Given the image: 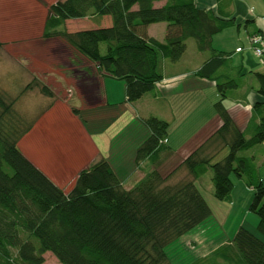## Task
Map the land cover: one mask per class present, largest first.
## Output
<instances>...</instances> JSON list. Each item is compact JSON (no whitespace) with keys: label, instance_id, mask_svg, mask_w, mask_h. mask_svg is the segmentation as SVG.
<instances>
[{"label":"trees","instance_id":"1","mask_svg":"<svg viewBox=\"0 0 264 264\" xmlns=\"http://www.w3.org/2000/svg\"><path fill=\"white\" fill-rule=\"evenodd\" d=\"M155 1L159 0H57L49 6L43 35L51 36L67 19L110 15V26L64 32L63 37L100 71L124 80L129 102L152 91L163 78V60H180L187 40L193 39L199 51L210 52L196 73L216 83L219 99L214 108L221 125L167 174L155 167L127 188L101 157L82 169L65 191L20 149L18 143L34 120L22 116L15 101L0 92V264H43L47 251L62 264H172L166 247L213 215L196 182L208 166L217 200L231 197L232 174L254 189L249 210L259 216L256 229L263 236L241 224L217 253L233 260L232 246L245 264H264V181L254 159L242 154L264 142V71H253L261 95L253 115L260 122L247 137L225 102L228 91L238 87L233 75L221 73L230 53L212 47L213 36L233 18L200 8L195 0H165L160 7L154 6ZM158 22L167 23L163 42L146 30ZM34 86L54 96L37 78L24 91ZM73 112L79 110L74 107ZM143 121L151 134L137 148V162L163 148L170 128L156 116ZM226 147L228 154L212 163ZM181 168L189 177L171 180Z\"/></svg>","mask_w":264,"mask_h":264},{"label":"crops","instance_id":"2","mask_svg":"<svg viewBox=\"0 0 264 264\" xmlns=\"http://www.w3.org/2000/svg\"><path fill=\"white\" fill-rule=\"evenodd\" d=\"M21 1L29 7L27 15L30 16L32 23L28 26L34 29V21L40 20L39 8L36 11L33 2ZM30 2L32 6H29ZM165 2L155 1L154 6L160 7ZM195 2L198 7L213 10L225 19L233 18V22L213 36L212 47L230 53L221 68V73L233 75L238 81V87L228 91L225 102L236 125L245 131L247 137H251L260 122L259 117L253 115V106L261 100L253 71H264V59L255 54L248 38L254 32L264 37V0H195ZM5 4H9V1L1 0L0 12L3 25L7 26L15 15L10 13L9 8L5 12ZM39 28L38 26V30ZM146 30L149 36L163 42L167 23H152ZM41 32L42 29L40 34ZM69 47L65 54L64 66L74 70L73 76L66 74L67 79L73 81V87L67 84L65 86L62 82L55 85L52 106L21 139L22 142L41 129L42 141L46 143L45 152L51 161L24 151L19 145L23 153L65 191L72 187L82 169L89 167L101 157L110 162L123 185L130 188L132 186H127L128 182H130L128 185L134 186L155 167L163 172L166 162L172 157L179 155L185 157L221 125L222 121L214 108V103L219 99L216 83L196 73L210 52L199 51L193 39L187 40L186 51L180 60L177 62L163 60V78L156 82L152 91L134 102L127 100L124 80L100 71L95 63L72 46ZM186 62L192 66H186ZM53 70L63 69L55 65ZM74 107L79 110L78 114L73 112ZM149 116H156L170 125L181 121L178 124V134H182V146L177 144V137L168 134L159 152L137 162L135 159L137 148L151 134V130L143 121ZM61 122L68 127L69 137L60 140L59 143L47 141L45 136L47 127H51L49 131L53 133V128L62 127ZM110 128L112 130L108 132ZM95 135H98L97 138ZM183 146L188 150L185 148L181 151ZM242 154L254 159L264 181V142L254 145ZM205 173H208V169L196 179L197 184ZM210 179L212 180V175ZM239 179L237 182H240L239 186L244 190L241 185L244 181ZM235 184L234 181L232 193ZM245 190L250 201L254 189L245 187ZM247 226L254 230L249 224ZM229 242L223 240L219 245H211L212 241H206L197 245V248L205 251L203 256L219 255L222 258L224 255L218 254L217 249Z\"/></svg>","mask_w":264,"mask_h":264},{"label":"rangeland","instance_id":"3","mask_svg":"<svg viewBox=\"0 0 264 264\" xmlns=\"http://www.w3.org/2000/svg\"><path fill=\"white\" fill-rule=\"evenodd\" d=\"M8 1L9 4H5V12L6 9L9 8L11 10L10 13H13L15 17L12 19V22L6 26L3 25L0 12V92L6 99L14 100L15 109L27 120H34V126L35 123L40 120L41 116L52 106L55 93L53 97H49L42 93L37 86L25 91L24 87L31 82L33 78H37L39 81L48 85L53 92H55L53 89L54 86L59 85L60 82L65 86L67 84L73 87V81L69 78L67 79L66 74L73 76L74 70H69L65 67L66 65L64 66L65 54L68 47L71 46L63 37L64 32L110 26L112 24V18L110 15H106L98 19H68L59 26L56 32H53L51 36H44L43 30L49 13V6L57 0H29L33 2V7L36 11L39 8L38 13H40V20L34 21V29L28 26L32 23V20L29 18L30 16L27 15V13H29V7L23 4L21 0ZM24 1L26 3L28 0ZM31 2L29 6H32ZM38 26L40 27L39 30ZM41 29L42 32L40 34ZM102 50L104 53L106 52L105 43L102 44ZM55 65H59L63 70L52 71ZM185 65L192 66L189 62H186ZM152 106L155 108V105L152 104ZM62 120L65 121L64 119ZM180 122L181 121H176L173 125H170L168 134L175 136V138L177 137V144L182 146V134H178V124H180ZM61 124L62 127L58 128L56 126L53 128V133L49 131L51 127H47V132L45 131L47 141H57L59 143L60 140L67 139V136L69 137L67 131L68 127L66 125L64 126L62 122ZM40 130L41 129H38L31 137H26L21 142V139L24 138L27 132L20 139V143L18 144L24 151H29L34 155L36 154L39 158L51 161L48 154L45 152L46 143L42 141L43 138L40 135ZM111 130L112 128L108 129V132ZM97 136L98 135H95L94 137L97 138ZM185 148L187 147L183 146L181 151ZM228 152V148L222 149L211 162L213 163L221 160ZM188 154L189 153H187V155ZM187 155H185V157ZM185 157H182V155L172 157L166 162L162 173L167 174L170 172L177 167ZM207 169L208 173H205L202 178L198 180V186L201 188L205 198L210 204L213 215L194 228V230H191V232L167 246L166 253L172 264H245L244 260H242L241 253L232 246L229 248V251L234 252L235 257L230 261H225L223 257L221 258L216 255L203 256L205 255V251H200V249L197 248V245H201L206 241H212L211 245H219L223 240L229 242L242 222L249 224L254 228L253 231L257 233L256 228L259 222V216L249 210V204L252 199L248 201L249 194L247 195V190H245V187L248 186L243 184L244 182H241L242 187H244V190H242L241 186H239L240 182H237V176L232 174L231 177L236 182L234 192L227 200H217L214 197V187L210 179L212 169L210 166H208ZM186 177H189L187 169L181 168L171 180L175 181ZM128 184H130V182L127 183V186H133ZM68 188L69 186H67L66 189ZM247 202H249V204ZM43 264L62 263L52 252L47 251L44 253Z\"/></svg>","mask_w":264,"mask_h":264},{"label":"built area","instance_id":"4","mask_svg":"<svg viewBox=\"0 0 264 264\" xmlns=\"http://www.w3.org/2000/svg\"><path fill=\"white\" fill-rule=\"evenodd\" d=\"M249 44L255 54L264 59V37L260 33H253L249 35ZM240 49V48H239Z\"/></svg>","mask_w":264,"mask_h":264}]
</instances>
